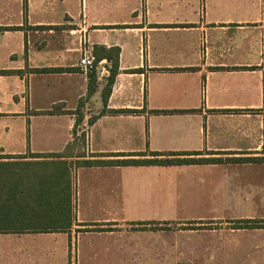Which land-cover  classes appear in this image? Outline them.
Listing matches in <instances>:
<instances>
[{
  "label": "crops",
  "instance_id": "crops-1",
  "mask_svg": "<svg viewBox=\"0 0 264 264\" xmlns=\"http://www.w3.org/2000/svg\"><path fill=\"white\" fill-rule=\"evenodd\" d=\"M83 46L118 48L101 114ZM0 70V160L65 152L73 214L0 233V264H264V227H233L264 220L263 0H0ZM150 158L221 161L115 162Z\"/></svg>",
  "mask_w": 264,
  "mask_h": 264
},
{
  "label": "trees",
  "instance_id": "trees-1",
  "mask_svg": "<svg viewBox=\"0 0 264 264\" xmlns=\"http://www.w3.org/2000/svg\"><path fill=\"white\" fill-rule=\"evenodd\" d=\"M264 9V0H263ZM96 61L100 57L111 60L109 74L101 92L102 108L100 114L105 112L111 85L118 72V48L94 47ZM35 71H57V69H36ZM0 72H5L0 70ZM87 95L96 89V72L88 74ZM158 111V110H155ZM50 113L53 112L49 111ZM76 120L73 134L75 142H83L84 133L76 135L77 126L81 122V112L76 109ZM94 117L89 118L92 123ZM77 139V140H76ZM152 156L163 155L160 152H149ZM172 155H192L199 152H172ZM32 157H41V160H0V233L20 232H58L67 231L73 220L71 205V171L70 162L63 159L67 157L61 153H30ZM82 155V154H80ZM12 158L11 156H0ZM22 158V156H17ZM246 158H230L228 161H245ZM216 162L217 158H171V159H125L117 160L123 164H148V163H190V162ZM102 163L104 161H95ZM112 162V161H108ZM81 164L92 163L89 160L78 161ZM233 227L250 228L264 227V220H235Z\"/></svg>",
  "mask_w": 264,
  "mask_h": 264
},
{
  "label": "built area",
  "instance_id": "built-area-1",
  "mask_svg": "<svg viewBox=\"0 0 264 264\" xmlns=\"http://www.w3.org/2000/svg\"><path fill=\"white\" fill-rule=\"evenodd\" d=\"M78 65L80 66L81 70L85 74H89L91 72L96 71L97 68V61L96 56L93 52V48L88 46H83L81 49V55L78 60ZM108 71L103 70L102 76H108Z\"/></svg>",
  "mask_w": 264,
  "mask_h": 264
},
{
  "label": "rangeland",
  "instance_id": "rangeland-1",
  "mask_svg": "<svg viewBox=\"0 0 264 264\" xmlns=\"http://www.w3.org/2000/svg\"><path fill=\"white\" fill-rule=\"evenodd\" d=\"M72 144H75V141H73ZM75 152H76V151H75ZM78 152H80V151H78ZM37 160H41V159H37ZM75 163H76V162H75ZM71 165H72V164H71ZM70 174H71V173H70Z\"/></svg>",
  "mask_w": 264,
  "mask_h": 264
}]
</instances>
